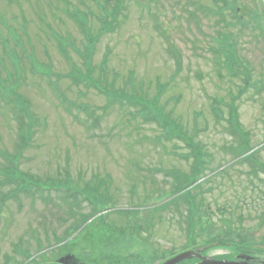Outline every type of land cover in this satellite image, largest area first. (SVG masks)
Instances as JSON below:
<instances>
[{
    "label": "rangeland",
    "instance_id": "1",
    "mask_svg": "<svg viewBox=\"0 0 264 264\" xmlns=\"http://www.w3.org/2000/svg\"><path fill=\"white\" fill-rule=\"evenodd\" d=\"M109 1L0 0V89L15 87L30 110L27 115L0 99V180L21 150L20 172L44 184L87 188L86 194L97 193L103 201L99 207L112 208L105 225L96 218L83 233L56 241L76 223L67 213L89 212L86 203L70 208L72 203L58 194L34 198L12 194L15 184L0 186V264L13 257L20 241L23 250L10 264H58L65 254L80 264H104L97 259L101 253H129V264H143L156 254L166 258L185 250L184 199L177 197L176 206L168 209L164 205L185 181L182 177L191 176L192 150L177 138L159 142L161 126L145 122L141 107L115 100H153L164 88L159 105L207 156L201 187L192 191L197 207L206 209L218 229L230 222L239 227L241 220L240 228L255 244L264 241V225H258L264 173L241 161L244 153L236 138L214 114L217 110L228 118L230 97L240 98L242 84L217 74L220 55L214 38L220 32L232 38L251 67L252 80L264 82L263 34L248 26L221 29L203 8L214 10L212 0ZM255 1L241 0L250 7L248 23L257 13ZM104 8L118 10L106 26ZM75 13L82 16L76 20ZM231 16L225 12L224 25ZM60 41L69 44V59L62 56ZM170 45L177 48L180 68L167 51ZM90 84L107 87L114 102ZM236 105L250 149H255L264 143V89L249 88ZM27 132L31 140L23 147ZM255 158L264 167V148ZM128 212L134 213L128 217ZM226 253L217 250L210 256Z\"/></svg>",
    "mask_w": 264,
    "mask_h": 264
},
{
    "label": "trees",
    "instance_id": "2",
    "mask_svg": "<svg viewBox=\"0 0 264 264\" xmlns=\"http://www.w3.org/2000/svg\"><path fill=\"white\" fill-rule=\"evenodd\" d=\"M109 2H110L109 0H105V2L103 3L108 5ZM220 2H222V4H220ZM214 3L216 6L214 10L209 9L207 6H203L208 16H212L213 18H222L224 17L225 12L228 10V12L232 14L233 19L236 21V26L239 25L241 27L240 29L242 30L246 29L247 22H243L239 20H241L242 18L241 16L242 12L243 11L247 12L250 9V7L241 4V0H214ZM76 12L78 11L76 10ZM115 12H118V10L114 9L112 10V12H108L107 9H104L103 26H106L107 20L112 18V15L116 14ZM248 15L249 14H246V17H248ZM81 16H82L81 14L77 16V13L73 15V17L76 20L79 19ZM82 20H84V18ZM255 21L258 22L259 26H261L260 28H263V24H264L263 17L257 15ZM229 44L231 48H233V46L235 45L232 39L230 40ZM169 48L170 50L167 49L168 53L172 56L174 55L175 62L180 68L181 66H180L179 58L177 54L174 53L175 51H177L176 50L177 48L171 45L169 46ZM232 51L233 50H230L231 54L225 53L226 59L224 61L225 62L224 68L227 70L229 79L231 81L240 80L243 82L244 86L240 88V94L245 93V91L248 88H253V87L255 88L257 93H260L264 89V85L258 83L257 80L253 81L251 79L252 74L248 75L245 68V64L247 61L244 58L239 57L237 54L233 53ZM218 75L220 78H222L223 76L222 68L218 70ZM87 78H89V76ZM90 86H92V88H94L95 90L101 92L103 95L106 96L112 95V93L106 91L104 88L102 90L98 84L88 85V87ZM165 91L166 88L162 90L160 89L158 94L153 100H149L141 96L140 97L133 96L130 98L127 97L116 98L115 94L114 96H115V100H117L121 105L125 106L127 104H131L141 107L138 113L141 114L145 122L147 123L153 122L155 124L157 123L159 126H161L164 129L163 135L157 139L159 142H161L162 139L166 141H171L173 138H177L179 141L185 143L186 146L192 150L190 157L193 159V164H194L193 172L191 173V176L182 177V179L185 181L180 182L174 189V194H175L174 196L179 195L178 197L180 196L183 197L184 205H186L188 212V215H186L182 221V223L186 225L184 228L186 240H187L185 251L196 250L203 247L206 248V250L216 249V248L219 249L232 248L233 250H235L236 253L252 255L256 257L257 260H261L262 257L264 256V242L260 241L259 244H255L254 237L247 235L246 232L240 228L241 227L240 225L242 224L241 220H239L240 223L239 227L234 228L232 222H230L229 224L224 223L225 226L222 227L221 229H218L217 227L214 226L211 217L208 215L206 209L204 208L202 209L201 207L199 209L197 207V204L195 202L196 197L192 195V191L197 190L199 189V187H201V184H199V182L201 181V176L205 172L204 166L206 163L205 159L207 158V156L204 155L199 144L194 141V138L190 137L187 131H185L182 127L174 124L168 118L169 115L165 113L164 108H162L159 105V100ZM0 99L4 103L12 105L14 106L15 109L29 115V111H30L29 105L27 101L20 94L17 93V89H15V87L4 86L3 91H1L0 89ZM228 109H229L228 111L229 116L227 119L221 116L220 112L217 110H215L214 113L215 118L218 120L222 119L227 123L230 129L229 130L230 133L236 138V142L238 143V148L242 150L241 153H247L250 150V146H249L250 141L239 122L238 106L236 105V102L233 101L230 102L228 104ZM31 122L33 121L30 120L28 123L29 127L32 126ZM22 140H23L22 145L23 147H25L30 142L31 135L29 136L27 132L26 134L23 135ZM18 159L19 158H17L16 160ZM248 159L249 158L244 159L243 162H245ZM15 164L16 165H13L8 171L4 172L5 179L3 181L0 180V186H7L13 184L17 186L16 189L12 192V194L15 193L14 195H16V193L22 192L25 193L26 196L29 195L35 198L37 194L43 195L45 192L55 191L57 193H61L63 190L66 189H70L72 191L74 189L76 190L77 188V187L76 188L70 187L65 182L62 183V185H55L51 181H48L47 183L44 184L41 181H37L32 177L28 176L27 174L20 172L18 169L17 162H15ZM177 175L180 176L181 174H177ZM190 186H195V188L193 190L190 189L180 195V193L185 191ZM77 190H79V188H77ZM85 190H87V188ZM176 199L177 197L165 203L164 208L168 209L172 206H176L177 204ZM41 200L47 201V198L42 196ZM133 213H130V215ZM67 214H69L70 217L75 219L76 223L71 228L67 229L66 235L63 238L57 237L56 241H66V239L68 240V238H71L77 232H79L80 227H77V225H79V219H77V217L73 212H68ZM126 215L130 217L129 212ZM88 218L89 217H87V219ZM17 251L18 248L15 249V252ZM174 255L176 254H172L168 258ZM10 260L11 259L8 256H6L5 264H10ZM27 260L28 258L26 259V261ZM26 261H24L23 263H25Z\"/></svg>",
    "mask_w": 264,
    "mask_h": 264
},
{
    "label": "flooded vegetation",
    "instance_id": "3",
    "mask_svg": "<svg viewBox=\"0 0 264 264\" xmlns=\"http://www.w3.org/2000/svg\"><path fill=\"white\" fill-rule=\"evenodd\" d=\"M245 65H246V67H245L246 70H250L251 69V67L249 66V64L247 62H246ZM248 73H252L253 74V72L251 70ZM258 82L261 84L262 83V80L258 79ZM243 94H245V93H243ZM243 94H240V98L243 96ZM263 148H264V143L261 144V145H259L258 147H256V151H255L256 154L258 152H261ZM261 213H263V215L261 214L258 217V222H259L258 225L263 226L264 225V211L261 212ZM127 254H129V253H125V254H122V255H116V254L115 255H111L110 253H101V255H98L97 256V259H99V261L103 260L104 261V264H108V262L110 264H129V255H127ZM203 255L204 256H208V254H206V253L205 254L203 253ZM239 255H241V254H237V255L232 256V257H227L226 259L227 260H235V258L238 257ZM164 262H165L164 257L156 254L149 261L146 260L143 264H162ZM198 262H194L193 264L198 263ZM68 263L69 264H80L75 257H73V259H71ZM84 264H90V262L87 261Z\"/></svg>",
    "mask_w": 264,
    "mask_h": 264
},
{
    "label": "water",
    "instance_id": "4",
    "mask_svg": "<svg viewBox=\"0 0 264 264\" xmlns=\"http://www.w3.org/2000/svg\"><path fill=\"white\" fill-rule=\"evenodd\" d=\"M203 250H197V251H192V252H185L182 253L178 256H176L175 258L167 261L165 264H179L183 261L186 260H191L195 257H200L202 259V262L199 264H252L251 261L252 259L250 257H241V261H216V260H209L207 258H203L200 256V252H202ZM71 258H67L61 261V263L63 264H68V261H70ZM264 264V263H263Z\"/></svg>",
    "mask_w": 264,
    "mask_h": 264
}]
</instances>
